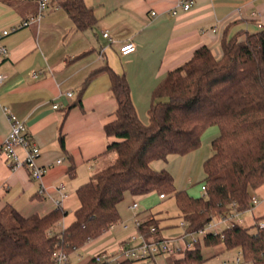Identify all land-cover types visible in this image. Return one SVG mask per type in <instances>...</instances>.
I'll return each instance as SVG.
<instances>
[{"label": "crops", "instance_id": "crops-1", "mask_svg": "<svg viewBox=\"0 0 264 264\" xmlns=\"http://www.w3.org/2000/svg\"><path fill=\"white\" fill-rule=\"evenodd\" d=\"M83 1L97 19L93 29L85 32L77 31L65 11L56 10V3H51L39 22L20 27L23 21L38 15L39 0L0 1V34L10 32L0 40V46L8 51L7 55L0 53V75L4 77L0 82V144L11 131L4 111L7 108L26 124L27 135L40 148L38 164L45 169L39 181L27 168L12 170L0 158V210L10 205L24 216H43L61 208L67 215L55 225L57 233L75 219L80 206L77 189L116 158L115 153H105L109 142L105 126L114 120L117 107L110 95V78L101 73L83 89L89 73L104 62L118 73H125L138 115L148 123L153 91L170 71L189 61L202 46H208L220 58L225 34L229 38L241 34L243 38L264 26V0H196L190 10H179L176 15L172 10L182 0ZM106 32L108 37L104 36ZM129 43L136 45V51L122 55L120 48ZM89 50L95 51L72 60ZM80 99L81 105L77 104ZM72 104L75 106L69 110ZM218 134V127L209 128L199 150L172 155L162 167L175 181L177 168L183 166L181 190L195 194L189 184L203 180V164L211 154L204 143L212 142ZM18 154L25 159L22 149ZM251 195L258 203L238 217L240 224L248 227L264 216V185L252 190ZM139 198L144 207L165 200L156 193ZM150 214L159 220L158 214L149 211L144 217ZM215 219L220 222V217ZM226 227L219 223L215 232ZM113 231L71 254L68 264H88L114 241ZM84 250L89 252L87 257ZM205 252L209 257L217 253L213 247Z\"/></svg>", "mask_w": 264, "mask_h": 264}, {"label": "trees", "instance_id": "trees-1", "mask_svg": "<svg viewBox=\"0 0 264 264\" xmlns=\"http://www.w3.org/2000/svg\"><path fill=\"white\" fill-rule=\"evenodd\" d=\"M52 3L61 6L77 31L96 25L93 9L83 0ZM221 49L217 58L211 48L202 46L167 74L153 91L148 123L138 115L125 73L107 62L93 69L83 89L107 73L110 95L117 102L115 118L105 126L109 139L105 153H115L116 158L77 189L80 206L75 219L58 233L53 229L67 215L61 208L43 216H24L10 205L0 210V264H55L56 251L69 256L80 251L121 221L119 205L127 194L174 198L188 233H198L233 210H251V191L264 185V26L243 38L225 34ZM77 104L81 105V99ZM214 126L219 134L203 164L205 192L195 197L178 189L167 169L158 170L153 164L199 150L204 134ZM146 217L138 231L148 241L162 239L159 221ZM262 221L264 216L250 227L234 223L222 232H209L194 248L170 255L167 264H205L211 258L205 255L209 247L240 253L244 263L264 264ZM153 259L119 258L108 263L97 262L93 256L88 264H146Z\"/></svg>", "mask_w": 264, "mask_h": 264}, {"label": "built area", "instance_id": "built-area-1", "mask_svg": "<svg viewBox=\"0 0 264 264\" xmlns=\"http://www.w3.org/2000/svg\"><path fill=\"white\" fill-rule=\"evenodd\" d=\"M53 0H39V13L36 17H32L30 19H27L22 22L20 27L28 26L34 22H39L44 14V12L48 9V7L51 5ZM196 0H182L174 10H172V14L176 15L178 14L179 10L188 11L190 10ZM56 10L61 9V6L59 4L55 5ZM153 15H156V12L152 13ZM16 30V28L13 29V31ZM10 32L8 30H4L2 34H0V40L3 36L9 34ZM105 37L109 36V33H104ZM122 55H128L131 53H134L136 51V45L134 43H129L120 48ZM0 53L2 55H7L8 51L5 46H0ZM37 74H34V77H36ZM4 79L2 75H0V82ZM68 97L72 96V93L67 94ZM54 108H58V105H55ZM4 111L8 114L9 120L11 122V131L9 136L0 144V158H4L10 168L12 170H17L19 168L25 167L28 170H30L32 178L42 181L43 175L45 173V169L42 168L38 164V159L40 157V148L36 142H34L28 135H27V128L26 124L19 120L14 114H11L7 108H4ZM18 149H22L25 153V159L21 160L19 158ZM61 162V160L59 161ZM63 185L60 186L59 191L62 192ZM202 191L205 192V187L202 186ZM64 197L65 195L62 194ZM161 198H164L163 195H161ZM253 206L258 203V200L255 197H252ZM61 204L60 202L58 203ZM139 204L134 202L131 206L132 210H138ZM239 214L237 211L233 210L226 216L220 217V224H226L227 226L233 225L234 223H241V220L238 218ZM217 222L208 224V226L200 230L198 233H188L182 237L183 242L182 245L178 248L173 247L170 244V240L168 239H160V240H152L148 241L145 239V237L138 231V235H135L132 237L131 240H137L140 238V242L137 246L128 248L127 243H122L117 247V249L113 251H103L100 253H97L94 257L97 262L106 261L108 263H112L119 258H132V259H143V258H155L158 255L163 254H169V255H177L181 253L182 251L186 249H192L194 248L195 243L199 238H195V235H199L203 237L209 232H215L212 231L213 227L216 228L218 226ZM135 224L138 228L142 224V220L137 217L135 219ZM112 226L111 228H113ZM181 227L187 228V223L183 221L181 223ZM260 228H264V221L260 222L259 224ZM124 229H128V226L126 224H123ZM154 230V229H153ZM190 236L192 239L190 241L187 240V237ZM54 260L55 264H68L69 263V255L63 251H56L54 253ZM221 264H245L244 260L240 253H236V256L233 260H224L221 262Z\"/></svg>", "mask_w": 264, "mask_h": 264}, {"label": "rangeland", "instance_id": "rangeland-1", "mask_svg": "<svg viewBox=\"0 0 264 264\" xmlns=\"http://www.w3.org/2000/svg\"><path fill=\"white\" fill-rule=\"evenodd\" d=\"M106 58H107V54L105 56V59ZM210 143L211 142H205L204 149L207 151L209 150L212 154ZM166 163L167 162L165 161H158L155 162L153 165L154 168L160 170L164 165H166ZM177 169H178V175L176 176L175 183L176 186L180 189L184 185L182 184V186H180L181 183H183L182 179H183L184 169L183 166H179ZM202 185H203V180H199V181L196 180L194 183L189 184V189L195 193L194 194L196 195L195 197H201L203 195L201 188ZM129 196L130 195H128L119 206L121 218L123 221L119 222L113 228L110 229V230L112 229L114 230L113 231L114 241L111 244H109L107 248H104V251H113L117 249V247L122 243H127L128 248L137 246L141 241L140 238H138L137 240H131L133 236L138 235L135 219L139 217L142 218V221H144L145 219L144 216L148 211L159 215L158 221H159L161 238L170 240L171 241L170 244L173 247L178 248L181 246L183 242L182 237L186 234L187 231L185 228L181 227V223L184 220L181 218V213L174 198L168 197L165 200H162L161 202H153L149 207H144L141 204V198H139V196H136L138 198H131ZM133 201L140 205V208L138 210H132L131 208H129L130 204L134 203ZM146 218H154L155 220H157L156 215H152V214L148 215V217ZM215 222H217V219L213 221V223ZM122 223L126 224L128 226V229H124ZM223 225L224 227L227 226L226 224ZM215 230L216 229L213 227L212 231ZM251 230L255 231L256 228H251ZM195 238L201 239L202 237L196 234ZM191 239L192 237L190 236L187 237L188 241H190ZM215 250L217 251V253L214 254L213 257L208 259V261L205 264H220L222 260H233L236 256V252L234 251L222 253L223 251L220 248H215ZM82 253H84V257H87L89 254L88 250L87 251L84 250ZM205 255L206 257H209L206 252ZM169 257L170 255L166 253L163 255H158L155 257V261L150 260L146 262V264H167V259ZM245 264H249V263H245Z\"/></svg>", "mask_w": 264, "mask_h": 264}]
</instances>
